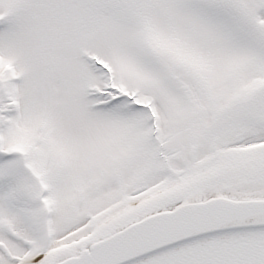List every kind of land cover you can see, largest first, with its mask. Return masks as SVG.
<instances>
[{"label": "snow or ice", "instance_id": "1", "mask_svg": "<svg viewBox=\"0 0 264 264\" xmlns=\"http://www.w3.org/2000/svg\"><path fill=\"white\" fill-rule=\"evenodd\" d=\"M0 264H264V0H0Z\"/></svg>", "mask_w": 264, "mask_h": 264}]
</instances>
